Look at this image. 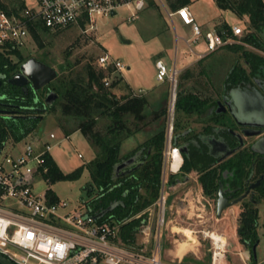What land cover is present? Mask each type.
Returning <instances> with one entry per match:
<instances>
[{
	"label": "trees",
	"instance_id": "trees-1",
	"mask_svg": "<svg viewBox=\"0 0 264 264\" xmlns=\"http://www.w3.org/2000/svg\"><path fill=\"white\" fill-rule=\"evenodd\" d=\"M213 1L219 9L230 11L241 20L247 18V32L239 39L240 44L229 46L230 50L240 54L239 59H242L247 68L240 65L238 59L229 69L225 81L228 80L233 85L239 82L250 84L253 78H263L264 56L248 51L243 45L246 44L264 53V42L259 35L264 30L263 0ZM190 3L191 0H167V6L171 10L188 6ZM0 9L8 15L18 16L24 11V6L20 2L18 7L8 9L0 2ZM28 30L31 42L38 49L44 47L46 36L55 33L46 29L39 21L31 23ZM217 32L230 34V27L221 24ZM8 49L0 48V75L5 76L0 84V148L7 146L9 142H20L31 134L38 122L43 119L44 113L59 111L66 124V126L59 124L64 134L69 136L72 132L79 131L95 148L97 154L91 162L70 173H63L49 154L44 155L46 182L52 185L59 181H75L87 171L90 182L82 190L89 198L83 203L88 213L95 216L112 203L119 202L117 207L98 221L118 224L120 240L124 244H133L142 225L141 219H134V216L159 198L162 156L167 136L165 126L159 125L160 128L153 132L148 128L145 132L144 129L149 124L144 112L147 106L145 97L118 96L114 89L121 83L120 79H112L109 86H104L103 80L108 74L93 62H86L78 68L60 65L56 78L45 89L36 92L28 89L23 92L21 88L10 85L6 80L17 74L20 65L29 58L24 57L16 48ZM39 61L50 66L46 60ZM47 91L57 95L51 107L44 105V94ZM202 106V101L193 92H180L174 105L175 112L185 117L200 110ZM163 116L165 110L156 111L151 122L158 121ZM143 133L150 136L132 152L121 157L120 149L123 142ZM142 148L147 155L144 165L128 176L119 174L115 177V166ZM149 149L150 152L147 153ZM176 165L177 162H174V168ZM194 168L203 170L198 168L196 163L188 161L182 169L187 172ZM223 169L232 173L230 180L232 186L241 184L245 170L239 160H228ZM259 172H264V160L259 161ZM216 178L215 170L208 171L200 178L208 197H213ZM46 192L52 202L59 200L49 188ZM243 207L236 234L238 242L249 251L251 264H256L252 248L259 243L258 210L248 202H244Z\"/></svg>",
	"mask_w": 264,
	"mask_h": 264
},
{
	"label": "built area",
	"instance_id": "built-area-1",
	"mask_svg": "<svg viewBox=\"0 0 264 264\" xmlns=\"http://www.w3.org/2000/svg\"><path fill=\"white\" fill-rule=\"evenodd\" d=\"M148 1L38 0L34 11L24 9L18 16L0 10V47H22L29 37L28 26L37 21L50 31L83 27L88 32L97 28L95 17L114 16L118 10L126 9L130 11L132 20ZM176 14L191 28L193 37L189 42L194 44L203 38L209 53L240 43L239 39L244 33L239 25L231 26L230 34L202 32L187 8L178 9ZM95 63L106 74L116 73L120 78L126 69L122 62L107 53L98 56ZM155 69L158 82L167 81L175 88V69L169 72L161 60L155 62ZM103 82L104 86H109L111 80L106 76ZM174 105L175 94L173 108ZM171 116L164 157L165 164L174 171L172 164L174 158L179 157V150L171 144L173 110ZM55 139V135L50 133L48 141H44L38 151L32 144H26L16 154L8 152L7 146L0 148V254L14 264H180L163 261L160 239L157 236L150 241L147 224L142 223L138 230L141 242L137 241L136 236L133 244H124L119 237V225L99 222L88 213L85 205L72 207L63 200L52 202L47 192L43 195L35 193L31 181L36 175L44 178L47 169L43 157L61 142L59 140L50 145V141ZM159 204L163 211L164 196H160ZM212 246L211 263L221 264L226 246L218 250L213 242ZM216 252L220 253L217 261Z\"/></svg>",
	"mask_w": 264,
	"mask_h": 264
},
{
	"label": "rangeland",
	"instance_id": "rangeland-1",
	"mask_svg": "<svg viewBox=\"0 0 264 264\" xmlns=\"http://www.w3.org/2000/svg\"><path fill=\"white\" fill-rule=\"evenodd\" d=\"M0 2L8 9H11L13 6L18 7L20 2H22L24 9L29 11H34L38 5V0H0ZM197 4L207 3L201 1ZM137 16L138 18L134 17L131 20L130 13L127 10H118L114 16L95 17L96 30L85 32L83 27H70L53 31L55 33L44 38V47L41 49H38L31 42L29 36L25 40L24 45L18 50L21 51L24 57L35 58L38 61L46 60L56 72H59L60 65L78 68L86 62L95 63L97 57L103 53H107L126 66L125 57H127V51H129L130 46L125 41H128L131 46L135 47L140 45V42L146 41L147 39L145 40V38L149 35H156L162 30L161 16H165L163 0H152V4L146 3L144 8L137 13ZM234 22L243 28V35L246 34L247 23H242L238 20ZM145 43V47L153 45L152 40H147ZM178 44L180 46L182 42L180 41ZM0 48L2 50H9L7 46ZM245 49L259 55L261 54L251 46H245ZM261 55L263 56V54ZM239 56L240 54L233 50H220L208 59L209 67L204 65L207 72H204L203 68L197 67L201 69L195 70L194 78L189 83L181 82V77L179 76L176 77L175 88L167 83L163 89V97L165 99H161V104L157 105L154 104L155 102H152L150 106L153 111L155 108L157 109L156 111L165 110V116L161 117L156 123L165 126L167 132L168 124L172 118V110L173 124L184 122L181 119L182 114L176 113L175 107H172L174 94L175 102L180 92H193L198 95L211 97L219 94L222 78L231 68L232 64L239 59ZM239 64L243 65L241 60H239ZM199 71H203L204 74H198ZM125 73L126 69L122 72V76H125ZM108 79H120L121 83L118 88L123 93L121 90L123 84L122 77L120 78L115 73L108 75ZM153 82L154 85L160 84L156 79V74ZM145 110L146 112H151L148 106H146ZM152 118L150 116L146 118L149 124L145 127V132L148 128L150 130L154 128L158 130L160 128L159 124L158 126H152ZM60 123L66 126L59 111L44 113L43 119L38 122L31 134L27 135L20 142H9L7 148L13 150L16 147L20 150L26 144H32L34 149L38 151L42 148L43 142L48 141V135L53 133L56 139L51 140L50 145H54L59 140L61 142L50 150L49 155L54 159L56 165L63 173H70L81 165L91 162L97 154L95 148L79 131L72 132L69 136H66L63 129L59 127ZM149 136L146 133L138 134L123 142L120 156L123 157L132 152ZM78 155L81 157L79 158ZM166 175L169 176V173L166 172ZM192 177L195 178L194 175ZM194 180L190 178L186 185H177L175 189L170 190L168 195L166 194L165 196V204L162 207L163 211L161 210L158 198L154 204L134 216V219L139 218L142 223L147 224L150 241L157 236L159 237L162 259L166 263L171 262L164 256L167 249H174L175 245L184 242L188 236L194 241L195 246L191 251L195 250L196 255L188 253L184 257V260H180V264H211L213 254L212 242L215 244L217 240L224 242V245H221L223 249L226 245V250L232 249L234 237H232L233 231L231 227L235 226V223H237V226L239 224L238 209H227L222 213L220 218H216L215 204L204 200L206 198H202L199 186ZM89 182V174L87 171H84L82 176L75 181H59L49 185L43 176L36 175L32 179L31 184L35 193L43 195L46 189L49 188L59 200L70 203L72 207H80L84 205V201L89 199L82 190ZM258 215V225L259 227H264V204L259 207ZM225 230L229 231L227 237ZM258 235L259 243L256 247V264H261L264 262V229L260 228ZM141 240V236L137 235V241L141 242ZM219 254L216 252V261L220 257ZM232 256L227 253L226 258L230 263L234 262Z\"/></svg>",
	"mask_w": 264,
	"mask_h": 264
},
{
	"label": "flooded vegetation",
	"instance_id": "flooded-vegetation-1",
	"mask_svg": "<svg viewBox=\"0 0 264 264\" xmlns=\"http://www.w3.org/2000/svg\"><path fill=\"white\" fill-rule=\"evenodd\" d=\"M242 66L247 68L244 64ZM251 81L250 84L239 82L236 85L228 80L224 81L220 86V93L214 97L197 94L203 103L202 108L186 117L183 115L181 119L184 122L177 123L176 126L173 124L171 144L178 148L180 162L177 168H172L174 171H171L165 164V145L159 188V198L164 196V204L165 196L170 190L175 189L177 185H186L191 178L198 184L202 198L215 204V214L219 193L227 198L228 202L242 198L230 207L238 209V217L244 210V202L257 208L259 214V207L264 204V172H259V161L264 160V77L253 78ZM26 88L32 89L30 83ZM48 92L45 93L44 99ZM257 110L263 114L261 117L257 115ZM139 151L132 164L120 170L117 175L128 176L144 165L147 160L144 148L134 152L127 159ZM149 152L150 149L147 150V153ZM228 160H239L245 170L241 184L236 187L230 184L232 173L223 169ZM186 161L196 163L198 168L203 170L194 168L183 171ZM211 170L216 171L217 178L213 197H208L200 178Z\"/></svg>",
	"mask_w": 264,
	"mask_h": 264
},
{
	"label": "crops",
	"instance_id": "crops-1",
	"mask_svg": "<svg viewBox=\"0 0 264 264\" xmlns=\"http://www.w3.org/2000/svg\"><path fill=\"white\" fill-rule=\"evenodd\" d=\"M201 1H205L207 4H197ZM164 8H165V16H161V24L162 30L156 35H149L145 40H152L153 45L151 47H145V42H140L138 46H131L128 41H125L126 44H129V51H127L126 60V73L125 76H122V91L120 89L115 88L116 94L118 96L121 95H132L133 93H140L143 97H145L147 101V106L151 112H146L144 110L147 118L154 116V111L151 109V103L161 104V99H165L163 97V89L166 87L167 81L160 82V84L154 85L153 81L155 80V62L157 60H161L169 70L172 72L174 69L177 71V77H181V82L189 83L194 78V73L196 69L203 68L204 72L206 71V67H209L208 59L210 57L223 49H229V46L219 48L216 51L209 53L206 49L205 42L203 38L197 40L196 43L191 44L189 41L192 39V31L190 26L185 25L180 17L176 14L178 10H171L167 6V0H163ZM149 4H152V0L148 1ZM264 3V0H263ZM187 8L189 13L191 14L194 22L199 25L202 32L207 31H215L217 32L218 27L221 24H226L229 27L238 25L235 20H238L242 23H247V18L244 17L243 20L237 18L233 13L227 10L219 9L213 0H191V3L188 6L182 7ZM180 9V8H179ZM126 10V9H123ZM128 11V10H127ZM130 13V11H128ZM138 13V12H137ZM137 13H135V18H138ZM243 36V35H242ZM242 38V37H241ZM138 40V39H137ZM182 42V45L179 46V42ZM139 43V41H138ZM240 44V43H237ZM193 45V46H192ZM248 46L246 44H243ZM253 48V47H252ZM188 49V50H186ZM264 56V54H263ZM242 61V59H239ZM207 61V64H206ZM234 64V63H233ZM232 64V65H233ZM204 65L206 67H204ZM201 67V68H197ZM232 67V66H231ZM229 71V70H228ZM226 72L225 76L222 78L220 82V86L225 81L227 76ZM203 71H199L198 74H204ZM205 80V79H204ZM209 84V82H207ZM122 93V94H121ZM146 108V107H145ZM153 119V118H152ZM157 121H153L152 126H158L160 123H156ZM150 132L156 131L154 129H148ZM16 146V145H15ZM13 147V146H12ZM11 148H6L8 152L12 151V153L16 154L19 151L16 147L13 150ZM237 222V221H236ZM235 226L231 227L233 231L234 242L232 243V249L226 250L223 261L221 260V264H251L250 262V254L247 250L238 242L236 230L237 223ZM264 229V227H259ZM258 231V232H259ZM228 230H225L226 237L228 236ZM227 247V245H226ZM190 251V252H189ZM195 251V250H194ZM194 251L191 249L185 251L182 255L176 254V245L174 249H167V253H164V256L168 258L171 262H180L188 253H193L196 255ZM227 253L233 255L234 259L233 263L228 262L226 256ZM212 261V260H211ZM216 261V260H215ZM263 263V262H262ZM261 263V264H262ZM212 264V263H211Z\"/></svg>",
	"mask_w": 264,
	"mask_h": 264
},
{
	"label": "water",
	"instance_id": "water-1",
	"mask_svg": "<svg viewBox=\"0 0 264 264\" xmlns=\"http://www.w3.org/2000/svg\"><path fill=\"white\" fill-rule=\"evenodd\" d=\"M261 39L264 42V30L259 33ZM57 76V72L52 67L36 60L35 58H30L24 63L20 65V70L17 74L13 75L11 78H8L6 80L7 83L10 85L19 87L22 89L23 92L27 91L26 85L30 83L32 90L34 92L42 89L47 84L52 82ZM5 78V76L0 75V84L2 80ZM57 95L54 92L49 91L44 99V105L46 107H51L53 103L56 101ZM257 115L262 116L260 110H257ZM140 151L137 152L133 157L127 159L126 161L118 164L114 168L115 177L117 176V173L126 168L127 166L131 165L132 162L135 160V158L139 155ZM242 198L233 201L228 202L227 198L223 197L221 193L218 194L217 203H216V218H220L222 212L225 209H228L235 205L237 202H239ZM119 202L112 203L109 205L105 210L102 212L96 214L94 218L96 220L101 219L103 216H105L107 213L112 211L115 207H117ZM256 247L257 245H254L252 248V253L254 257L256 258ZM0 264H14L4 256L0 254Z\"/></svg>",
	"mask_w": 264,
	"mask_h": 264
},
{
	"label": "bare ground",
	"instance_id": "bare-ground-1",
	"mask_svg": "<svg viewBox=\"0 0 264 264\" xmlns=\"http://www.w3.org/2000/svg\"><path fill=\"white\" fill-rule=\"evenodd\" d=\"M179 160H180L179 157H177V158L175 157L174 158V162H177V165L174 168L173 167L174 162H173V164H172V168L173 169L177 168V166L179 164ZM187 236H188V234H187ZM215 244H216V247L219 248V247H221V245H224V242L217 240V242ZM194 246L195 245H194L193 239L188 236L187 239L184 242H181V243L176 245V254L177 255H182L185 251H187L189 249H192ZM215 256H216V254H215Z\"/></svg>",
	"mask_w": 264,
	"mask_h": 264
}]
</instances>
